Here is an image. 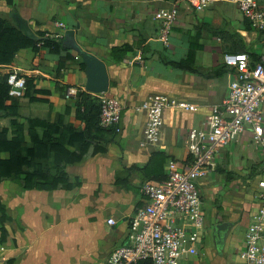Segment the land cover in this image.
I'll return each instance as SVG.
<instances>
[{"label":"crops","instance_id":"1","mask_svg":"<svg viewBox=\"0 0 264 264\" xmlns=\"http://www.w3.org/2000/svg\"><path fill=\"white\" fill-rule=\"evenodd\" d=\"M196 2L0 0V18L9 25L28 36L50 35L61 42L58 53L25 49L12 65L0 66L3 76L16 71L32 81L31 91L19 100L20 121L57 122L69 108L65 122L83 130L85 123L76 120L78 98L68 97L70 88L114 97L123 106L122 131L105 137V153L68 165L69 184L52 192L22 191L10 180L0 184L9 232L0 245L3 264H108L112 252L127 244L135 213L145 207L144 182L165 180L168 161L190 164L188 135L206 128L211 108L228 97L237 75L223 63L224 54L236 48L264 54L257 44L250 47L264 34L251 27L236 5L213 0L199 12ZM176 7L179 17L167 46L159 39L160 28L163 15ZM103 71L108 92H88L90 74L100 82ZM153 94L178 97L197 111H167L159 142L144 148L146 113L138 108ZM261 110L264 116V106ZM0 125L9 128L10 119L1 117ZM252 136L248 127L198 182L205 229L199 254L182 264H248L242 258L246 234L261 207L257 193L262 155ZM155 153L165 159H156L147 175L143 169ZM133 167L139 171L126 172ZM118 178L128 187L118 185ZM111 219L115 225L109 224ZM225 223L231 224L226 234L217 229Z\"/></svg>","mask_w":264,"mask_h":264},{"label":"built area","instance_id":"2","mask_svg":"<svg viewBox=\"0 0 264 264\" xmlns=\"http://www.w3.org/2000/svg\"><path fill=\"white\" fill-rule=\"evenodd\" d=\"M237 6L251 27L264 32V0H227ZM213 0H197L196 10H206ZM178 8L163 15L159 39L169 46L173 28L178 21ZM65 29L63 23H57ZM51 39L47 35L44 39ZM43 42L37 44L43 48ZM225 66L235 69L237 75L230 84L228 97L211 108L207 126L192 131L187 137L190 164L179 165L168 161V176L161 182L146 181L141 186L145 207L139 208L130 222L127 244L116 248L108 264H182V260L199 254V242L205 229L206 213L198 189V182L208 174L210 167L227 146L238 141L245 130L253 131L252 141L262 155L258 175L257 199L261 207L246 234L242 258L248 264H264V54L257 62L246 53H226ZM9 96L24 98L27 82L16 71L8 74ZM78 91L70 88L68 97ZM101 106L100 126L115 133L122 131L123 106L119 100L106 95L96 96ZM146 124L141 146L156 145L170 110L195 112L197 107L166 94H153L142 104ZM115 225V220L109 221ZM5 258L0 255V264Z\"/></svg>","mask_w":264,"mask_h":264},{"label":"trees","instance_id":"3","mask_svg":"<svg viewBox=\"0 0 264 264\" xmlns=\"http://www.w3.org/2000/svg\"><path fill=\"white\" fill-rule=\"evenodd\" d=\"M40 42H43V48H49L53 53L60 50V40L44 39V34L28 36L25 31L0 18V66L12 65L21 50L39 51L37 44ZM236 49L234 53H246L253 62L260 58L257 53ZM174 66L183 68L181 63H175ZM26 82V92L29 93L33 84L29 78H26ZM9 90L8 75L0 77V118L10 119L9 128L0 125V184L10 180L22 191H56L69 184L66 172L68 165H80L88 155L105 153L102 143L111 131L100 126L101 106L95 96L87 92H79L77 95L76 120L85 123V128L79 130L65 122V116L70 113L69 108L57 122L36 118L20 121V99L10 97ZM159 158L165 159V156L160 153L151 156L149 164L143 169L147 175ZM137 171L139 169L136 167L126 170L129 174ZM117 184L125 188L129 185L126 180L122 182L119 178ZM7 221L6 208L0 201V245L9 238ZM138 264L152 262L143 261Z\"/></svg>","mask_w":264,"mask_h":264},{"label":"water","instance_id":"4","mask_svg":"<svg viewBox=\"0 0 264 264\" xmlns=\"http://www.w3.org/2000/svg\"><path fill=\"white\" fill-rule=\"evenodd\" d=\"M30 34V33H29ZM100 76H103V79H100V82L94 81L95 77L93 74H90V82L86 87V90L90 93L95 94H103L108 92V86H109V80L105 72L103 71ZM231 226V224L225 223L219 226L217 229L219 232H222L224 234L227 233L228 228Z\"/></svg>","mask_w":264,"mask_h":264},{"label":"rangeland","instance_id":"5","mask_svg":"<svg viewBox=\"0 0 264 264\" xmlns=\"http://www.w3.org/2000/svg\"><path fill=\"white\" fill-rule=\"evenodd\" d=\"M237 15L239 16L238 19H241V15H240L239 12H237ZM245 23L247 24V22H245ZM242 38H243V37H242ZM236 41H237V40H236ZM254 44H255V45L257 44V46H259V51H260V52H264V36L261 37L260 39H257V41H255V43H253V45H252V43H251V44H250V47L253 48ZM230 53H231V52H230ZM3 74H4V73L0 71V77L3 76Z\"/></svg>","mask_w":264,"mask_h":264}]
</instances>
